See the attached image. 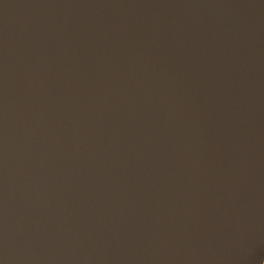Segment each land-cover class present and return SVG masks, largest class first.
I'll list each match as a JSON object with an SVG mask.
<instances>
[{"label": "water", "instance_id": "95a60500", "mask_svg": "<svg viewBox=\"0 0 264 264\" xmlns=\"http://www.w3.org/2000/svg\"><path fill=\"white\" fill-rule=\"evenodd\" d=\"M0 264H264V0H0Z\"/></svg>", "mask_w": 264, "mask_h": 264}]
</instances>
